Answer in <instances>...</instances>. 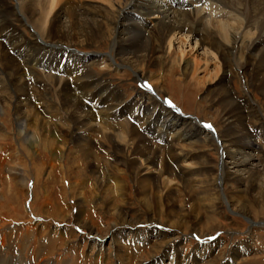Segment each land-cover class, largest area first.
Here are the masks:
<instances>
[{"label": "bare ground", "instance_id": "1", "mask_svg": "<svg viewBox=\"0 0 264 264\" xmlns=\"http://www.w3.org/2000/svg\"><path fill=\"white\" fill-rule=\"evenodd\" d=\"M175 44L183 46L179 52ZM103 45L105 50H100ZM195 46L212 58L214 75L206 69L209 62L200 64ZM175 66L182 68L187 82L200 84L203 79L196 74L204 72L212 79L215 77L214 83L224 86L222 99L229 110L224 133L214 126L206 127L194 116H184L182 110L168 102L159 101L164 77L155 79L147 70L171 74ZM40 69L43 73H39ZM108 72L134 75L140 88L132 105L124 100L122 90L104 77ZM233 79L244 85L243 96L237 99L230 87L225 88V83ZM251 89L264 95V0H0V113L7 114L12 108L18 128L22 127L17 134L24 135V141L31 146L27 125L31 101L49 102L46 97L54 91L61 106L57 111H62L69 121L61 133L64 140L58 145L60 158L64 160L68 144L76 147L75 154L87 158L95 146H111L112 154L134 175L145 211L157 213L158 219L165 217L169 224H157L153 217L147 222H128L117 207L109 204L110 198L124 195V186L110 174L98 183L105 196L100 197L98 206L109 207L120 219V224H114L113 233L118 228L127 229L128 232L119 231L123 232L120 236L133 234L135 242L143 233L145 240L153 236L158 241L153 252L164 250L165 246L176 247L182 241L183 236L173 237L171 231L207 240L209 235L196 228L201 209L211 214L206 216L211 221L222 205H228L232 213L264 226V218L257 216L258 211L264 210V201L259 203L250 195L257 181L264 186V115L259 104L251 99ZM45 105L36 109V116L48 115ZM93 112L100 121L101 117L104 119L103 123L94 122ZM127 117L137 123L139 132L130 126ZM247 121L252 128L244 127ZM96 136L100 139L94 141ZM159 141H163L179 170L182 185L176 186V190L185 197L187 214L163 207L171 198L174 185L165 170L156 171L155 143ZM43 142L50 151L57 145L51 137ZM211 146L219 148L222 157L215 178L204 154ZM189 159L203 161L195 167ZM194 175L202 181L197 191L191 187ZM227 182L242 189L227 196ZM148 193L157 197L155 205ZM78 207L80 212V203ZM251 210H256L255 221L250 220ZM188 213L192 215L190 220ZM141 224L159 227L139 235ZM77 226L90 231L86 224ZM215 244L202 243L197 246L195 258H170V264H198L197 260L205 258L197 257L209 255ZM112 247L118 249L116 241ZM243 250L244 246L238 247L232 254L233 260L223 264H241L236 257ZM155 257L139 263L163 264L165 258ZM215 260L210 258L207 264Z\"/></svg>", "mask_w": 264, "mask_h": 264}, {"label": "rangeland", "instance_id": "2", "mask_svg": "<svg viewBox=\"0 0 264 264\" xmlns=\"http://www.w3.org/2000/svg\"><path fill=\"white\" fill-rule=\"evenodd\" d=\"M191 45L193 46L194 43L191 42ZM181 47L183 46L179 44L174 46L177 52ZM100 50H105V45ZM194 50L200 58V64L209 62L206 69L210 71L209 74L214 75L215 66L212 58L205 55L201 48L198 49V46H195ZM78 52L88 55V53ZM41 70H38L39 73H43ZM94 70L99 72L96 68ZM147 73L156 76L155 79L164 77L160 85L163 93L159 101L168 102L182 110L180 112L184 116H194L206 125L214 126L218 132L224 133L225 118L229 110L222 99L224 86L214 83L215 77L212 79L213 77L210 78L208 73L206 75L200 72L196 74L203 79L200 84L193 81L187 82L182 77V68L178 66H175L171 74L153 68L148 69ZM222 73L223 71H220V75ZM167 75L170 78L167 79ZM104 77H108L106 79L111 81L112 85L122 90L127 103L132 105L135 102L140 84L135 82L131 72L126 74L108 72ZM33 78L35 79V76ZM33 78L31 77V81ZM226 87H230L234 99L243 96L244 85H241L238 79L225 83ZM251 92V99L259 104L264 115V95L258 90L251 89ZM55 94L53 91L49 97H46L52 100L51 102L48 100L47 102L44 100L30 102L31 116L29 120L27 119V125L30 126L31 146L24 141V135L17 134L22 127L18 128L12 108H9L7 114L0 113V264H140L141 260L149 262L152 257L161 258L162 254H165L162 257L165 258L162 263L170 264V258H195L199 250L197 246L205 242L216 244L212 246L209 255L197 257L205 258L197 260L198 264H207L210 258L216 259L213 264H223L226 260L230 261L233 258L232 254L238 247L243 246L244 250L236 257L241 264H264V226L260 227L243 216L232 213L228 205H222L219 213L213 215L214 219L212 218L211 221H207V217L211 214L201 209L200 221L196 228L209 235L207 240L197 239L195 235H183L181 231H171L173 237L183 236L182 241L176 247L175 245L165 246L164 250L158 249L157 252H153V247L158 241L153 240V236L150 240H145L144 233L142 235L141 233L149 228L157 231L158 225L155 227L153 224L139 225L137 232L141 236L137 242L133 234L120 236L123 232L119 233V231L128 232L127 229L118 228L119 231L113 233V226L120 224V219L111 213L109 207L98 206L102 199L100 197H105L100 191L99 184L105 181L106 175L109 174L124 186V195L110 198L109 204L114 208L117 207L116 209L124 214L128 222L133 220L147 222L153 217L157 224L168 225L169 223L166 222L165 217L158 219L157 213L151 215L145 211L134 175L120 164L122 161L112 154L110 145L95 146L87 158V156L75 154L76 147L68 144L64 160L60 158L58 145L64 140L61 133L69 121L62 111H57L61 106ZM43 105L49 110L48 115L36 116V109L39 110V106L43 107ZM93 115L94 122L103 123L102 117L100 121L96 113L93 112ZM130 124L133 129L139 130L137 123L130 120ZM244 127L252 128V125L247 121L244 122ZM49 136L57 143L51 151L43 142V139L48 140ZM94 139L96 141L100 137L96 136ZM162 143L163 141L155 143L158 147V155L155 159L156 171L165 170L166 176L174 185L172 186L174 192L171 198L163 203V207L167 211L180 210L187 214L188 206L185 204V197L181 191L176 190V186L182 185L178 177L179 170L176 169L173 156ZM259 144L263 145L262 141H259ZM208 149L204 153L205 160L211 166V176L215 178L216 169H220L222 162L221 152L219 148L212 146ZM202 161V159H189L195 167H199ZM193 172L196 170L194 169ZM196 175L193 176L195 179L193 178L191 184L195 191L202 182ZM224 189L227 196H233L242 187L234 182H227ZM148 194H151L149 195L151 204L155 205L157 197L152 193ZM250 195L259 203H263L264 186L257 181L256 186L250 189ZM79 203L80 212H78ZM255 211L251 210L249 213L250 220H256ZM257 216L258 219H263L264 210L258 211ZM190 218H192L191 214L187 220ZM206 222L210 223L206 224ZM77 224L81 226L86 224L91 233L78 227ZM110 238L112 242H117V250L112 247ZM95 242L100 246L95 245ZM159 243L162 244L163 240H159Z\"/></svg>", "mask_w": 264, "mask_h": 264}, {"label": "snow or ice", "instance_id": "3", "mask_svg": "<svg viewBox=\"0 0 264 264\" xmlns=\"http://www.w3.org/2000/svg\"><path fill=\"white\" fill-rule=\"evenodd\" d=\"M206 127H211L210 125H207Z\"/></svg>", "mask_w": 264, "mask_h": 264}]
</instances>
